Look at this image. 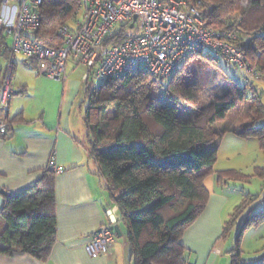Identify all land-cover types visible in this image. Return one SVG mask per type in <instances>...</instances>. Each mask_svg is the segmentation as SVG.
<instances>
[{
	"label": "trees",
	"instance_id": "trees-1",
	"mask_svg": "<svg viewBox=\"0 0 264 264\" xmlns=\"http://www.w3.org/2000/svg\"><path fill=\"white\" fill-rule=\"evenodd\" d=\"M200 1L208 25L239 34L238 43L246 59L260 66L264 82V0ZM78 3L79 0H43L42 20L33 37L50 46L63 45L59 23L67 24ZM8 34L0 28V53L6 56L15 53L8 45ZM120 39L121 36L113 38ZM212 51L215 50L204 52L200 48L193 55L205 53L203 56L214 59ZM185 64L168 78L165 90L175 101L198 105L189 118L177 115L178 102L154 101L151 91L162 80L146 68L112 77L97 87L90 79L85 82L84 119L91 153L118 206L134 264L187 263L182 235L206 208L211 193L205 180L214 172L218 158V146L213 143L227 131L216 129L213 123L246 98L248 88L256 87V81L246 82L243 87L236 84L232 90L199 105L202 84L186 82L185 76H180ZM251 97L258 118H262L264 103L260 95L253 91ZM238 132L256 135L264 148V123L244 124ZM216 175L219 183H225L238 173L218 170ZM5 194L0 220L6 226L0 227V252L19 250L47 258L57 232L55 173L48 166L34 184ZM235 218L233 214L225 222V236L230 234ZM263 219L264 210L250 214L242 222L230 250L231 264L264 263L261 259L243 258L241 248L245 229ZM114 233L118 234L115 227Z\"/></svg>",
	"mask_w": 264,
	"mask_h": 264
},
{
	"label": "crops",
	"instance_id": "crops-1",
	"mask_svg": "<svg viewBox=\"0 0 264 264\" xmlns=\"http://www.w3.org/2000/svg\"><path fill=\"white\" fill-rule=\"evenodd\" d=\"M17 53H0V84L13 58L11 82L15 89L3 114L11 129L0 136V211L5 193L34 184L51 159L65 170L55 174L57 232L50 255L43 259L19 250L0 252V264H134L118 206L91 153L86 105L77 104L82 93L85 99L86 67L69 60L66 78L54 79L39 72L37 58ZM215 174L211 175L216 180ZM225 183L218 182L224 195L212 190L206 208L182 235L186 264H231L230 250L235 243L230 245L227 240L231 235L223 234L225 222L232 216V202L225 192L228 181ZM109 211L118 218L121 234L115 236L109 252L90 255L85 244L108 222ZM5 226L0 220L1 229Z\"/></svg>",
	"mask_w": 264,
	"mask_h": 264
},
{
	"label": "built area",
	"instance_id": "built-area-1",
	"mask_svg": "<svg viewBox=\"0 0 264 264\" xmlns=\"http://www.w3.org/2000/svg\"><path fill=\"white\" fill-rule=\"evenodd\" d=\"M0 1V28L12 35L14 52L37 58L39 72L50 78L65 79L67 63L73 60L86 67L85 82L90 79L94 87L141 68L161 80L168 79L205 45L242 67L247 82L262 76L260 66L246 59L235 30L221 31L208 25L200 0H79L77 14L82 13L80 18L76 14L75 27H60L64 37L61 46H50L32 35L42 20L43 0ZM119 36L122 39L113 40ZM12 67L10 58L0 84V136L9 132L3 114L15 93ZM49 166L55 174L65 170L55 159ZM117 223L118 218L109 211L108 222L85 244L90 255L109 252Z\"/></svg>",
	"mask_w": 264,
	"mask_h": 264
},
{
	"label": "rangeland",
	"instance_id": "rangeland-1",
	"mask_svg": "<svg viewBox=\"0 0 264 264\" xmlns=\"http://www.w3.org/2000/svg\"><path fill=\"white\" fill-rule=\"evenodd\" d=\"M77 9L74 16L66 22L67 24H76ZM81 13L80 11L77 14L78 18H80ZM59 24L60 30L64 23ZM9 40L12 43V35L9 36ZM208 49V46L205 45L204 52ZM211 54L215 55L216 58L211 59L201 54L193 55L180 72V76H185L186 82L198 81L202 84L199 105H205L214 97L232 90L236 84L243 87L247 82L245 70L242 67L227 61L218 51H212ZM17 55L22 56L20 53H17ZM167 80L163 79L157 82V86L152 89L151 94L154 101L158 104H175L178 102L177 115L181 118L191 117L198 105L171 99L165 90ZM95 83L100 82L95 79ZM256 83L258 90L255 89L254 92L260 95L261 100L264 102V82L259 79ZM247 94L248 96L239 100L223 118L213 123L216 129L225 128L227 131L221 139L213 143L218 146V158L214 165V172L210 173L205 180L210 193L216 189L217 193L223 194L219 190L221 187H218L216 171L233 170L238 173V176L227 180L228 185L225 188L226 198H229L232 202L230 213L236 215L231 227V236L227 240L230 245L235 243L242 222L250 214L255 215V213L264 210V148L256 135L243 136L238 132L242 128V122H245L244 124L256 123L255 125L264 123V117L258 118L257 109L254 106L255 100L251 97L253 96V90L248 88ZM77 104H82L83 107L87 105L83 93L80 95ZM211 174H215L216 180ZM217 198L220 199V196H217ZM231 218L232 216H229V220ZM241 248L243 258L247 260L261 259L264 262V219L260 223L250 225L245 229L241 240Z\"/></svg>",
	"mask_w": 264,
	"mask_h": 264
},
{
	"label": "water",
	"instance_id": "water-1",
	"mask_svg": "<svg viewBox=\"0 0 264 264\" xmlns=\"http://www.w3.org/2000/svg\"><path fill=\"white\" fill-rule=\"evenodd\" d=\"M135 17H137V16L135 15ZM110 147H111V146H110ZM114 227H115V230L117 231V233H118V234H121V230H120L119 225L116 224Z\"/></svg>",
	"mask_w": 264,
	"mask_h": 264
}]
</instances>
